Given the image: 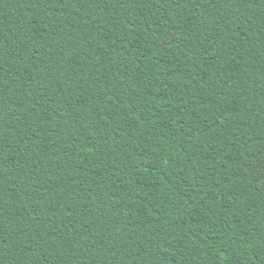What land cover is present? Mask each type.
<instances>
[{"label": "trees", "instance_id": "16d2710c", "mask_svg": "<svg viewBox=\"0 0 264 264\" xmlns=\"http://www.w3.org/2000/svg\"><path fill=\"white\" fill-rule=\"evenodd\" d=\"M0 264H264V0H0Z\"/></svg>", "mask_w": 264, "mask_h": 264}]
</instances>
